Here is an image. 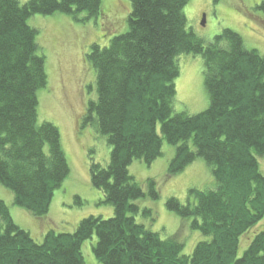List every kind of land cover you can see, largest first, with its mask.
<instances>
[{
  "label": "trees",
  "instance_id": "16d2710c",
  "mask_svg": "<svg viewBox=\"0 0 264 264\" xmlns=\"http://www.w3.org/2000/svg\"><path fill=\"white\" fill-rule=\"evenodd\" d=\"M129 1L127 29L85 54L96 96L84 123L94 124L110 147L107 164L90 157V181L113 214L88 215L71 232L49 227L36 241L1 198L0 264H85L82 245L93 236L100 264H264V228H255L264 219L258 161L264 156V56L229 28L205 45L187 25V0ZM55 13L85 21L103 9L101 0H0V185L10 204L38 219L47 217L70 172L59 129L38 121L37 91L48 81L38 31L28 23ZM181 54L202 59L208 106L195 114L173 110ZM163 142L174 147L168 175L201 158L212 176V186L190 189L195 197L184 204L173 196L165 201L199 232L189 254L177 233L162 238L147 227L154 211L143 202L159 199L160 189L152 178L136 181L128 169L133 161L150 165L161 157Z\"/></svg>",
  "mask_w": 264,
  "mask_h": 264
},
{
  "label": "rangeland",
  "instance_id": "374dc122",
  "mask_svg": "<svg viewBox=\"0 0 264 264\" xmlns=\"http://www.w3.org/2000/svg\"><path fill=\"white\" fill-rule=\"evenodd\" d=\"M101 5L103 15L97 19L77 21L62 13L36 14L28 19V23L38 31L36 39L39 52L45 56L48 81L45 88L37 91L38 121H49L57 126L70 168L63 186L53 193L45 219H38L10 204L8 190L0 185V199L9 205L13 220L29 231L36 241H41L49 227L71 232L81 218L88 215L108 218L113 214L110 205L100 202V192L90 181L91 159L101 165L107 164L110 147L94 124L84 123L87 103L96 96L95 71L86 62L85 54L91 44L106 45L113 35L127 29L130 1L101 0ZM184 13L188 27L205 45L222 29L229 28L240 34L246 48L255 49L264 56V0H187ZM177 61L179 75L174 81L176 96L173 110L175 113H198L208 106L201 56L181 54ZM162 150L163 155L150 165L133 161L128 169L136 181L145 184L152 178L160 189L159 199L143 202L149 203L154 211L152 224L148 221L149 226L145 225L153 231L159 230L162 238L177 233L184 245L183 252L189 254L200 239L199 232L188 227L189 218L182 219L168 210L165 201L173 196L184 204L188 197H195L190 189L203 190L212 186V176L201 158L183 171L168 175L167 166L174 147L163 142ZM258 161L264 175V156ZM76 197L80 203L76 202ZM255 228L263 229L264 219ZM95 240L93 236L82 245L85 264H100L92 252ZM246 240L243 237L242 245ZM241 252L240 249L239 254Z\"/></svg>",
  "mask_w": 264,
  "mask_h": 264
}]
</instances>
